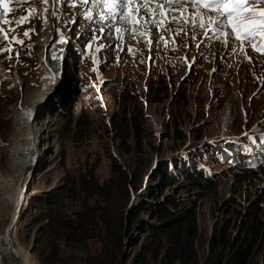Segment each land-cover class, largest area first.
<instances>
[{
  "label": "rangeland",
  "instance_id": "rangeland-1",
  "mask_svg": "<svg viewBox=\"0 0 264 264\" xmlns=\"http://www.w3.org/2000/svg\"><path fill=\"white\" fill-rule=\"evenodd\" d=\"M68 8L71 13L72 7L69 5ZM19 11L20 17L21 14L28 17L22 23L25 28L32 27L35 22H38L37 26L43 24L39 10L32 17L24 9ZM70 20L71 17H68ZM92 29L93 26L84 30L82 40L87 41L93 36L90 33ZM17 31V28L10 29V34L14 35ZM181 37L186 35L182 32ZM31 38L30 31L27 38L29 46L25 51L29 57H34L33 66H36V61L39 63L41 58L42 39L37 43L34 37ZM23 40H26V36ZM112 41L113 36L107 39L108 44ZM221 47L219 43L210 48L207 46L209 50ZM160 51H167L162 43L160 48H155L156 54ZM168 53L158 55L148 77L141 60L135 62L132 58L126 59L120 66L106 64L104 72L108 82L101 92L93 85L95 75L88 71L85 75V68L90 67L80 63L77 84L74 80L68 93L63 87L64 103H57L55 93H50L51 87L42 84L41 97L51 98L41 106L37 104L41 114L38 116L37 113L34 122L37 119L39 122L34 129L36 133L32 128L31 137L38 139L44 132L46 140L38 144L41 162L34 170V176L17 209L18 212L20 210L18 226L13 233L16 243L32 255L35 264H92V259L104 249L99 240L93 238L89 248H71L54 240L50 234L43 236L41 230L44 222L41 220L49 214L47 204L52 196L57 199L56 204L72 210L78 207L75 200L83 185H103L111 179L117 194L115 197L103 196L101 205L97 199L83 193L79 195L91 207H104L109 202L115 215L121 217L125 213L129 235L120 254L122 264H133L142 244L149 241L146 230L127 216L131 207H136L139 218L149 224L158 223L156 213L160 206L172 209L179 216L185 215L190 208L195 209L198 223L196 247L202 263L209 255L216 224L228 226L229 232L236 235L250 221L264 223V169L262 172L238 171L228 167L227 162L213 159L208 154L211 152L216 156L218 147L225 141L235 145L237 141L264 131V85L260 86L257 82L264 76V64L255 62L258 57L251 49H248V53L254 57L253 63H249L247 58L242 61V54L236 53L227 67H219L220 59L214 63L206 55L205 63L182 80L185 68L178 52L168 50ZM75 54L74 62L77 59L81 61L86 51L85 54L77 51V57ZM29 57L22 53L17 66L18 74L0 75V235L12 223L15 203L11 197L20 181L26 177L23 162L31 156L23 153L27 148L23 141L26 129L20 125L25 114L21 113H26L28 107L36 104L40 98L35 99L39 91L31 84L40 76L34 70L26 69L25 62ZM167 60L169 77L165 70ZM2 66L4 69L15 68L14 61L5 55L0 57V69ZM213 67L217 72H211ZM68 74L65 77L73 79ZM212 74L217 86L213 94L206 87ZM82 76H85V80ZM18 78L23 82L19 87L15 83ZM194 96L195 103L199 102L200 107L189 109L190 99ZM196 111V115L192 113ZM142 114L137 130L141 133L140 138L136 129L127 132L118 126L123 117ZM223 137L225 140H222ZM113 159H117V168L122 170L120 175L113 172ZM199 160H207L205 165L214 171L217 181L215 189L202 192L183 180L167 183L166 166L167 169L171 166L177 173L179 168H185L188 163L194 166ZM125 172L133 175L132 181L138 184V189L135 183H124ZM44 198L48 200L44 201ZM165 235L159 232L158 236L153 237L157 240L155 245L163 252L161 256L148 255L147 264H164L162 260L170 246ZM261 256V252L257 251L254 264H264ZM101 259L106 262L105 257Z\"/></svg>",
  "mask_w": 264,
  "mask_h": 264
},
{
  "label": "trees",
  "instance_id": "trees-1",
  "mask_svg": "<svg viewBox=\"0 0 264 264\" xmlns=\"http://www.w3.org/2000/svg\"><path fill=\"white\" fill-rule=\"evenodd\" d=\"M141 116L134 115L131 117H123L118 126L122 131H130L136 129L137 137L140 138L141 133L137 132L140 127L138 119ZM144 125V124H143ZM114 160L113 172L120 175L121 168H117V159ZM179 165V164H178ZM120 167V166H119ZM178 174L183 176L179 179L187 178V182L200 189L203 192L208 189H215L216 185L210 180H202L201 178L192 179L188 167L179 168ZM168 174L167 166L165 167ZM188 176V177H187ZM133 175L124 173V183H135ZM167 183L174 184L177 177L166 178ZM114 181L111 179L107 184L83 185L80 193L87 195L89 198L100 200L103 196L115 197L117 190L113 188ZM84 184V183H83ZM138 189V184L135 183ZM196 185V186H195ZM156 192V191H155ZM78 194L75 201L78 207L75 209L64 208L60 204H56L54 196L49 198V214L41 220L44 222L41 230L42 235L50 234L54 240H58L63 244L77 250L81 247L91 245L93 238L99 240L104 249L94 259L92 264H122L120 261L123 243L129 235L127 223L124 218L125 213L119 217L113 213V205L106 202V206L91 207L85 198ZM131 199V196H130ZM128 199V200H130ZM44 198V201H47ZM55 200V201H54ZM101 205V203H100ZM136 207H131L128 213L129 218H133L134 222L140 224L146 231L148 242L142 244L137 259L133 264H147L148 255H162L163 250L158 249L155 245L154 236H158L159 232L165 233L170 243L169 248L163 258L164 264H254V257L257 251L261 252L262 262L264 263V223L250 221L240 228L236 235L229 232L228 226H219L216 224L213 229V235L210 241L209 255L204 263L199 260L196 240L198 238V223L195 209H188L185 215H176L172 209L160 206L157 208V222L149 224L139 218ZM101 257L106 258L104 263Z\"/></svg>",
  "mask_w": 264,
  "mask_h": 264
},
{
  "label": "snow or ice",
  "instance_id": "snow-or-ice-1",
  "mask_svg": "<svg viewBox=\"0 0 264 264\" xmlns=\"http://www.w3.org/2000/svg\"><path fill=\"white\" fill-rule=\"evenodd\" d=\"M50 0H29L30 10L35 16L38 9L35 5L43 3L49 4ZM81 6L90 4L83 13H77V16H83L88 21L96 20L107 22L96 31L103 33L102 39H109L113 35V29L117 33V39L123 42L125 33L128 34L129 42L137 39V36L145 43L146 47H160L162 41L167 47L169 40L165 38L166 34L174 33L179 36L182 32L187 35L189 31L195 33L197 29L203 30L199 34L207 35V29L211 26V30L219 33V42L228 47L230 51H243L249 63H253V57L249 55L248 49L257 54L258 59L255 61L259 64H264V0H80ZM63 4L70 5L75 8L76 4L71 3V0H51L52 10L44 8L43 12L49 13L45 18V23L50 19L53 30L56 28L58 17L57 6ZM5 12L12 11L8 7L5 0H0ZM189 8L192 9L191 23L184 16ZM107 10V11H105ZM67 11V8H65ZM179 13V15H177ZM3 13H0V17ZM28 19L26 16H21L15 23L20 24ZM76 23V21H72ZM4 24L12 23V21L4 20ZM119 24L120 26H117ZM177 25L171 27L170 25ZM188 25V27H185ZM91 25L89 24V28ZM163 30V33L160 30ZM0 43L8 40V32L3 27H0ZM24 36H29V32L25 31ZM222 37V39H220ZM195 37L193 36V39ZM12 40H17L12 37ZM18 43H23L18 40ZM94 41H89L86 47L89 49ZM174 43V41H172ZM56 41H53V44ZM59 43H71V39L65 37L61 33ZM200 47L199 44L196 45ZM102 48L115 51L112 44H100L96 48V52H100ZM10 52L11 46L0 48V54ZM121 52L125 51L122 46ZM127 51H132V48H127ZM199 55H203L200 53ZM11 59V56L7 57ZM52 59H57L56 53H52ZM143 62V61H141ZM245 135H247L245 133Z\"/></svg>",
  "mask_w": 264,
  "mask_h": 264
},
{
  "label": "bare ground",
  "instance_id": "bare-ground-1",
  "mask_svg": "<svg viewBox=\"0 0 264 264\" xmlns=\"http://www.w3.org/2000/svg\"><path fill=\"white\" fill-rule=\"evenodd\" d=\"M60 6H61V4H60ZM60 6L57 7V9H58V17L59 18L57 19L56 22H59V20H60ZM46 8H48L50 11L52 10L51 0H50L49 4H47ZM48 15H49V13L46 14V17ZM47 23L52 24L50 19L48 20ZM49 30H50L49 27L47 28V27H45V25H43L42 36L40 38V39H42L41 50H40V55H41L40 59H42V57L47 55V63H50L51 66H54L55 63L50 60V56H49L50 45H51L50 43H52L54 41V40L52 41L53 34L50 33ZM75 56L77 57L76 54H75ZM40 59H39V63H40ZM219 59H220V57H219ZM73 62H74V54H72L70 59L67 61V73H69L68 75H73V73H74L75 66H74ZM91 63H92V61H91ZM219 64H220V62H219ZM88 67H90L89 64H88ZM140 70L142 71V69H140ZM44 72H45V70L42 69L41 73H44ZM5 74L6 73H4V70L0 69V75H3V77H4ZM21 82L22 81H19V78L15 80V83L17 84L18 87L21 84ZM59 82H60V80H59V78H57L55 84L53 86H51L50 82L45 81L43 78H41L39 80L40 84L37 85L38 82L36 83V88H38L39 93H37L38 96L35 99H38L39 97L40 98L37 100L36 104H33L32 106L28 107L29 109H28V111L26 113H23V112L21 113V114H25L24 120H23V122H21L20 125H22L21 126L22 129L23 128L26 129V130L24 129L25 130V137H24L25 139L23 141L25 142V145H26V148H27V150L24 149L23 150L24 152L23 151L22 152L25 153V154H28V156L29 155H31V156L26 157L25 161L23 162V163H25L24 171L26 173L25 174L26 177H25V179L20 181V183L18 185V189H17L18 192L16 191L14 196L11 197V200H14V203H15V205H14V207H15L14 209L15 210L13 212L12 221H11L12 223L8 227L9 229L3 235H0V264H35L32 255L29 252H27L24 249H22L16 243V240H15V238L13 236V233L15 232V230H16V228L18 226L17 219H18V215H19L20 210L18 212L17 209L19 208V205L21 204V202H22V200L24 198V193L26 191L27 186L30 185L29 181L32 180L31 178H32V176H34L33 175V172H35L34 170L39 166V164L41 162L40 161V158H41L40 156L41 155L38 152V144H39V142L46 140V136H44V132H42L39 135L38 139H32V137H31L32 128H33V131H35L34 130L35 126L37 125V123L39 121L37 119L35 122L33 121V123L30 124V123H28L27 118H31V117H29V114L34 109L37 110V113H38V116H39L41 114V112L39 111V108H38L37 104H40V106H41V105L45 104V102H48L50 100V98H51V97L48 98L47 96H44L43 98L41 97L42 93L40 94V89L42 87V84L46 85V87L47 86L51 87L50 93L51 94L55 93L54 100L58 101L57 103H59V102L60 103H64L65 102V99L63 98L64 94L62 93L63 87H65V90L67 89L66 93L70 92L71 91V85H73L74 79H68L67 77H64V79H62L60 84H59ZM48 84H50V85H48ZM61 85H62V87H61ZM54 88H57V89L55 91H53ZM60 88H61V90H60ZM216 88H217V86H215V87L212 86V89H216ZM43 92H44V89H43ZM190 101H191L190 105L188 106L189 109L195 108L197 106H198V108L200 107V103L199 102L195 103V101H196V97L195 96L192 99H190ZM31 108H34V109L31 110ZM41 108H43V107H41ZM37 113H36V115H37ZM192 113L195 114V112H192ZM35 133H36V131H35ZM217 141H219V140H217Z\"/></svg>",
  "mask_w": 264,
  "mask_h": 264
},
{
  "label": "clouds",
  "instance_id": "clouds-1",
  "mask_svg": "<svg viewBox=\"0 0 264 264\" xmlns=\"http://www.w3.org/2000/svg\"><path fill=\"white\" fill-rule=\"evenodd\" d=\"M112 36H113V41H112L111 44H113L117 40V38H116L115 35H112ZM174 36H175L174 34L170 35V37H169V45H171V40H172V38ZM33 37L35 38L34 41H36L38 43V40H40L39 33H38L37 36H33ZM76 41H78V39ZM103 41H104V39L101 38V41L100 42L103 43ZM3 43H0V48H2V44ZM50 44L51 45H50V53H49V56H50V60L55 63L54 66H51L50 63H47V55H45L44 57H42V59H40V63H38V61H36V66H33V61H35L34 57L31 58V57H29V55H26L24 53L26 57H29L30 58V59H28L25 62L26 69L27 70H34L35 73H36V75H39L40 76V77H37V79H35V81L34 80L31 81V84L34 85V86H36V83L39 82V80L41 78H43L45 81L50 82L51 83V86H53L55 84L57 78H59V80H60L59 84H60L61 81H62V79H64L65 75L67 74V61L70 59V57H71L72 54H75L76 53V55H77V50H76V47H75L76 46V42H75V46H74V44L69 45V50L64 51V52H57L56 53L57 59H52L51 58L52 57L51 50H52L53 42L50 43ZM139 44H141V42H136V43H134V46L137 47ZM160 46H161V43H160ZM158 48H160V47H158ZM168 50L169 49H167L166 52L160 51L159 54H156L154 52V59L151 61L150 66H146V65L143 64L144 67L146 68V70H151L152 71L153 70V67H154V62L157 59L158 55H164V54L168 55V54H170V53H168ZM74 51H75V53H74ZM39 54H40V52H39ZM3 55H5V54L4 53L0 54V57L3 56ZM5 56L6 57H9L8 54H6ZM21 59H22V55H21V57L19 59L11 58L10 60L14 61L15 68L13 69V67H10L9 69H4V66H2V69L4 70V73H6V74H12L13 72H15L16 74H18V68H17V66L20 63ZM126 59H129V57H127V56L123 57L121 59V61H122L121 64H124V62H125ZM143 59H145V58L136 56V58L133 59V60L136 62V61H139V60L143 61ZM80 63H81V61H78V59H77V62L76 61L74 62L75 67H76V71L74 70L73 75H70V77H72L75 81H76V77L80 76V72H78V65ZM29 68H31V69H29ZM184 68H185V74L182 77V80H184L187 77H189L198 67L195 65L192 68L191 72H188L187 67H184ZM42 69L45 70L44 73H41V70ZM165 70H166L167 76L169 77V75H168L169 74V71H168V60L166 61ZM102 74H103V79L104 78L106 79V82H105V84H106L108 82L107 74H105L104 71L102 72ZM150 74H149V76H150ZM85 75H87V72L85 73ZM82 79L85 80V76H82ZM96 80H98V78L95 76V81ZM95 81L93 82V85H94ZM181 81H179V85H181ZM76 84H77V81H76ZM144 87L148 91L147 86L145 85ZM103 88H102V90H103ZM56 89L57 88H54L53 91H55ZM0 91H1V85H0ZM214 91H216V90H214ZM36 113H37V110L36 109H34L32 112H30L29 117H31V118H27L28 123H30V124L33 123V121L35 120V118L37 116ZM197 113L198 112L196 111L195 115ZM222 140H225V137H223ZM227 140H230V139L228 138ZM243 141L244 140L237 141L235 145H232V147L234 149H237V152L238 153H239L238 148H240L239 145H240V143L242 144ZM229 145H231V144H229V141H225L223 143V145H221V146L218 147V150L217 151H220L223 148L226 149L227 146H229ZM218 153H220V152H218ZM208 154H209V157H212L213 159H220L219 157H217V155H219V154H217L216 156L212 155L211 152H208ZM205 161H207V160H202V161L199 160V161L196 162V164L194 166H191L189 163L185 166V167H188V171L193 176V178H191L190 180H192L194 178L195 179L201 178L202 180H210L211 182H213V184L216 185L217 181L215 180V173H214V171H212V170H210L208 168L209 166L207 167L205 165ZM222 161L227 162V164L229 165L228 167L236 168L238 171H257L258 170V172H262L263 169H264V167H263L264 166V154L260 157V160L255 165H251L249 163L248 158H246V156H243L242 167H241L240 164L236 163L233 158L225 159V160L222 159ZM180 165L183 166V164H181V163H180ZM168 169L171 172L168 170V174H166V178H170V177H175L176 178L177 177L176 183L179 182V181H181V180H183L184 182L187 180L186 177H184V179H182L183 176L179 175L178 172L177 173H174V170L172 169L171 166ZM180 177H182V178L179 179ZM198 190H200V189H198Z\"/></svg>",
  "mask_w": 264,
  "mask_h": 264
}]
</instances>
